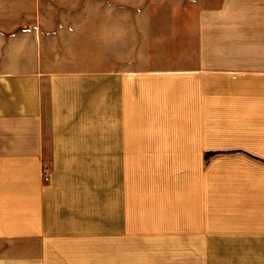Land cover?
<instances>
[{"label":"crops","instance_id":"obj_1","mask_svg":"<svg viewBox=\"0 0 264 264\" xmlns=\"http://www.w3.org/2000/svg\"><path fill=\"white\" fill-rule=\"evenodd\" d=\"M0 264H264V0H0Z\"/></svg>","mask_w":264,"mask_h":264},{"label":"rangeland","instance_id":"obj_2","mask_svg":"<svg viewBox=\"0 0 264 264\" xmlns=\"http://www.w3.org/2000/svg\"><path fill=\"white\" fill-rule=\"evenodd\" d=\"M204 4H212L217 2L218 0H203ZM181 21V20H180ZM160 24H158L159 26H167L168 28H172L173 24L172 22V18L169 15H165L164 17L159 19ZM174 41H167V46L171 47L173 45ZM180 42V41H179ZM44 165L42 168V176H43V169H45L46 175L48 177V180L45 181L43 179L44 182L48 183L50 178H51V174H52V168L49 164V162L45 159L44 160ZM96 170V171H95ZM109 171V169L106 168H100V169H94L90 168V167H79V184L82 186V190H86V183H87V178H92V176L94 175L95 177H98V180L100 182V190H102V187L105 186L107 184V172Z\"/></svg>","mask_w":264,"mask_h":264},{"label":"built area","instance_id":"obj_3","mask_svg":"<svg viewBox=\"0 0 264 264\" xmlns=\"http://www.w3.org/2000/svg\"><path fill=\"white\" fill-rule=\"evenodd\" d=\"M43 179H44L45 181L48 180V177H47V175H46L45 169H43Z\"/></svg>","mask_w":264,"mask_h":264}]
</instances>
